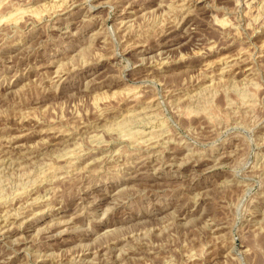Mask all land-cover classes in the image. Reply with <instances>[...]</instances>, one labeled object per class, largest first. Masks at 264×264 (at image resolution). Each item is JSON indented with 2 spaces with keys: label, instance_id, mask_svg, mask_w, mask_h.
<instances>
[{
  "label": "rangeland",
  "instance_id": "rangeland-1",
  "mask_svg": "<svg viewBox=\"0 0 264 264\" xmlns=\"http://www.w3.org/2000/svg\"><path fill=\"white\" fill-rule=\"evenodd\" d=\"M194 2L0 0V264H264V0Z\"/></svg>",
  "mask_w": 264,
  "mask_h": 264
},
{
  "label": "bare ground",
  "instance_id": "bare-ground-1",
  "mask_svg": "<svg viewBox=\"0 0 264 264\" xmlns=\"http://www.w3.org/2000/svg\"><path fill=\"white\" fill-rule=\"evenodd\" d=\"M192 1H195V2H197L198 0H192ZM191 2V1H190ZM194 2V3H195ZM189 3V2H188ZM25 10V9H24ZM11 16V15H10ZM10 16H8V17H10ZM8 22V21H7ZM234 60V59H233ZM206 76V75H205ZM211 86V85H210ZM222 86V85H221ZM145 116V115H144ZM114 127V126H113ZM154 131V130H153ZM142 132V131H141ZM152 133V132H151ZM138 134V133H137ZM136 135V134H135ZM138 136H139V134H138ZM152 144V143H151ZM181 156V155H180ZM27 218V217H26ZM3 230V229H2ZM1 233V232H0ZM3 233V232H2Z\"/></svg>",
  "mask_w": 264,
  "mask_h": 264
}]
</instances>
